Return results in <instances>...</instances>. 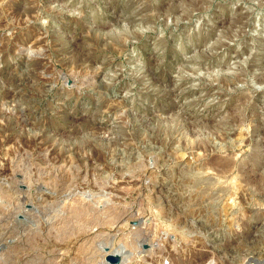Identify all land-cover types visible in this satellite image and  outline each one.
I'll use <instances>...</instances> for the list:
<instances>
[{
    "label": "rangeland",
    "instance_id": "374dc122",
    "mask_svg": "<svg viewBox=\"0 0 264 264\" xmlns=\"http://www.w3.org/2000/svg\"><path fill=\"white\" fill-rule=\"evenodd\" d=\"M0 264H264V0H0Z\"/></svg>",
    "mask_w": 264,
    "mask_h": 264
},
{
    "label": "water",
    "instance_id": "95a60500",
    "mask_svg": "<svg viewBox=\"0 0 264 264\" xmlns=\"http://www.w3.org/2000/svg\"><path fill=\"white\" fill-rule=\"evenodd\" d=\"M109 258L112 260V261H117L119 260V254L118 253H115V254H110L109 255Z\"/></svg>",
    "mask_w": 264,
    "mask_h": 264
}]
</instances>
